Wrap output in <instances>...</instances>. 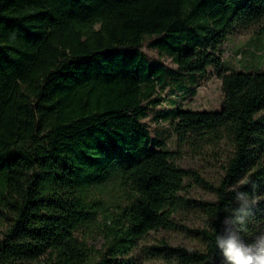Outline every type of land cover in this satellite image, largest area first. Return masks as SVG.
<instances>
[{"label": "trees", "instance_id": "1", "mask_svg": "<svg viewBox=\"0 0 264 264\" xmlns=\"http://www.w3.org/2000/svg\"><path fill=\"white\" fill-rule=\"evenodd\" d=\"M263 17L264 0H0V264H116L174 227L189 173L204 182L141 122L173 74L146 55V38L176 74L218 71L219 110L167 113L180 143L231 146L215 201L200 203L204 248L161 250L178 264H222L214 234L239 206L230 186L242 174L256 199L264 187V72L224 71L222 45L232 25ZM254 211L261 219L264 203ZM81 226L100 231V249L75 236Z\"/></svg>", "mask_w": 264, "mask_h": 264}, {"label": "rangeland", "instance_id": "2", "mask_svg": "<svg viewBox=\"0 0 264 264\" xmlns=\"http://www.w3.org/2000/svg\"><path fill=\"white\" fill-rule=\"evenodd\" d=\"M145 40L144 52L150 59L162 60L173 72L166 85L157 88L156 93L144 101L145 115L142 124L150 136L161 141L164 149L174 152V162L183 169L195 172L203 181L192 173L183 180V189L179 195L184 204L172 213L173 228H159L148 232L137 240L135 247L128 254L117 258L116 264H178L165 256L162 242L171 247L183 246L189 249L204 248L201 229L206 227V215L200 208L201 202H214L216 195L212 186H217L224 175V166L231 154V146L226 140L195 143L189 139L180 143L175 131V121L167 113L175 109L217 111L222 104L221 81L217 69L209 66L202 75L189 77L188 74H176V65L170 56L160 54ZM221 60L223 70L264 72V17L248 27L232 25L226 33ZM260 122L264 124V108L259 112ZM261 149L264 166V147ZM244 175L233 182L230 188L242 184ZM259 202L264 203V187L261 188ZM264 218V217H262ZM5 222L0 219V235ZM80 240L95 249L103 245L100 231L95 227L81 226L74 232ZM26 264H40L26 262Z\"/></svg>", "mask_w": 264, "mask_h": 264}, {"label": "clouds", "instance_id": "3", "mask_svg": "<svg viewBox=\"0 0 264 264\" xmlns=\"http://www.w3.org/2000/svg\"><path fill=\"white\" fill-rule=\"evenodd\" d=\"M246 183L251 184V191L244 185L236 190L235 200L239 206L232 209L231 227H226L224 234H214L222 264H264V218L257 219L254 211L259 204L258 185L251 181Z\"/></svg>", "mask_w": 264, "mask_h": 264}]
</instances>
